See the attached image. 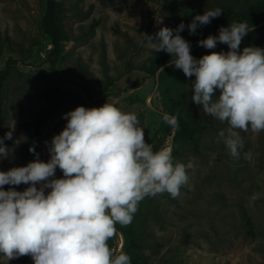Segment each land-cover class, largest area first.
<instances>
[{"label": "rangeland", "instance_id": "rangeland-1", "mask_svg": "<svg viewBox=\"0 0 264 264\" xmlns=\"http://www.w3.org/2000/svg\"><path fill=\"white\" fill-rule=\"evenodd\" d=\"M183 1L203 12L222 9L207 25L210 35H218L221 20L236 17L238 10L259 0ZM61 2L69 39L63 61L52 71L46 61L52 41L40 27L46 0H0V69L9 58L17 59L10 66L4 89L5 133L14 128L13 139L5 144L13 151L8 159H0V170L26 166L35 159L25 142L37 121L42 122L37 153L47 161L45 141L66 126L63 114L81 105L100 107L108 100L135 112L146 141L163 122L165 91L158 78L142 70L153 54L147 36L163 27L175 29L181 22L188 25L183 12L165 9L160 0ZM229 4L234 7L229 9ZM76 7L83 10L84 17L75 15ZM92 24L94 31L84 36ZM187 31L186 27L181 35L186 37ZM254 39L253 46H258L257 34ZM109 77L115 82L107 87ZM194 80L195 76L188 78L181 70L178 88L170 92L198 127L197 149L188 146V152L177 157L190 165L189 182L175 198L167 192L154 197L155 214L146 215L145 210L141 215L138 251L147 264H264V131L237 130L244 147L240 158H233L224 143L217 142L219 132L227 130V122L206 115L202 106L192 101ZM215 94L218 96L219 90ZM89 95L100 102L93 103ZM249 151L251 160L243 156ZM13 187L24 191L28 185ZM254 194L259 198L252 199ZM247 217L252 220V232ZM123 243V237L117 236L118 250ZM0 264L6 262L0 260ZM10 264L34 262L26 255Z\"/></svg>", "mask_w": 264, "mask_h": 264}, {"label": "clouds", "instance_id": "clouds-1", "mask_svg": "<svg viewBox=\"0 0 264 264\" xmlns=\"http://www.w3.org/2000/svg\"><path fill=\"white\" fill-rule=\"evenodd\" d=\"M222 12L207 10L188 25L163 27L147 37L155 54H170L169 67L188 78L195 76L192 101L206 115L227 122L217 142L239 159L244 143L237 130L264 131V48L240 50L242 39L252 30L246 21L221 26L218 35L199 40V46L209 50L218 43L229 47L199 59L181 35L186 27L195 35ZM63 119L67 121L63 130L45 141L47 161L33 146L29 151L35 159L26 166L0 170V260L10 264L27 255L34 264H131L127 253L108 243L116 225L130 224L146 197L164 192L177 197L189 182L190 165L175 160L167 146L154 150L145 140L138 115L115 102L81 105L63 114ZM162 119L177 125L175 116L164 113ZM13 130L0 137V159L12 154L5 140L13 139ZM243 156L252 159L250 151ZM57 169L62 176L57 177ZM21 184L28 187L24 191L13 187ZM258 198V194L252 197Z\"/></svg>", "mask_w": 264, "mask_h": 264}, {"label": "trees", "instance_id": "trees-1", "mask_svg": "<svg viewBox=\"0 0 264 264\" xmlns=\"http://www.w3.org/2000/svg\"><path fill=\"white\" fill-rule=\"evenodd\" d=\"M163 7L167 10H173L176 12H183L187 24H190L192 19L197 14H203L204 12L200 8H194L187 6L183 0H160ZM234 6L229 4V9ZM77 8V7H76ZM65 11L61 0H46V10L40 20V27L44 34L48 35L52 41V48L48 51L46 61L52 71H56L57 67L64 59L65 43L69 39V33L65 29ZM237 16L234 18L221 20L218 29L221 26H228L232 22H247L252 30L249 31L242 39L240 50L244 47L253 46L254 36L257 34V47L264 48V0H259L256 4L247 8H241L237 11ZM75 15L78 17H84L83 10L77 8ZM95 25L90 26L89 32H85L84 36L89 35L94 31ZM208 26H202L197 29L195 35H190L187 31V36L184 37L192 44L191 53L193 56L202 57L205 54H209L212 51L227 52L229 47L226 44H219L215 49H205L199 46L198 41L206 39L209 36ZM1 55V49H0ZM171 60L170 54L166 52H158L149 57V59L142 66V70L147 75L158 78V83L165 91V98L167 99V108L164 113L177 118V125L175 127L169 126L166 122L161 123L159 129L155 132L153 138L149 142L153 145L154 150H159L162 147H169L172 150V155L175 160L177 157L183 156L188 152V146H192L197 149L199 142L198 127L195 122L182 110L179 100L170 96L171 90L178 88L179 77L181 70L176 69L174 66L169 67L168 63ZM17 63V59L9 58L6 62V66L0 69V137L5 135L4 127V89L6 81L10 74L11 64ZM163 67L164 71L160 70ZM115 80L111 77L108 78L107 87L113 85ZM87 90V89H86ZM90 96L93 103L97 104L100 101H94V98ZM102 102V101H101ZM162 114V115H163ZM42 122L37 121L34 126L33 132L29 135L25 142V147L29 150L35 146L36 152L40 150V144L42 140ZM30 126V123L27 124ZM7 189L8 185L4 186ZM154 203V197H146L139 204L138 211L135 213L132 221L127 226L116 225V234L109 240V245L116 251H124L131 257V264H147L143 256L139 253L138 249L141 244L138 242L137 237L140 235L141 225H143L141 215L146 210V215L155 214L156 210ZM246 224L249 227V231L252 232V220L247 217ZM122 236L124 243L120 250L116 247V237ZM176 264V263H174Z\"/></svg>", "mask_w": 264, "mask_h": 264}]
</instances>
